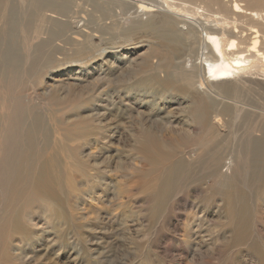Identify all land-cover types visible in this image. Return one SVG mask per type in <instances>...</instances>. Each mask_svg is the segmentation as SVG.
<instances>
[{"label":"rangeland","instance_id":"374dc122","mask_svg":"<svg viewBox=\"0 0 264 264\" xmlns=\"http://www.w3.org/2000/svg\"><path fill=\"white\" fill-rule=\"evenodd\" d=\"M13 1L16 23L8 28L6 19L0 21L1 52L8 45L13 46L2 66L4 80L0 85V217H3L0 222L6 223L20 212L27 232L24 239L16 242L21 247L19 259L11 258L9 263L264 264V259L258 258L259 254L264 256V194H257L258 176L251 182L244 181V176L253 177V169H240L235 176V184L244 190L252 210L248 220L251 245L249 240L237 245L226 226L224 205L213 197L217 179L202 180L205 175L202 163L188 165L172 198L161 203L157 196L160 166L142 161L135 152L141 124L157 129L160 134L157 117L160 106L172 112L175 125L183 120L185 128L184 110L191 106L190 100L179 92L151 106L157 99L153 93L159 86L149 81L148 72L144 88L150 92L140 96L143 103L135 106V102L128 104L118 98L117 89L128 84L122 76L124 62L132 59L131 66L145 60L151 41L141 33L131 34L129 27L136 20H146L149 14L136 16L133 7L121 11L113 16L118 22L109 25L110 34L93 37L89 49L77 51L79 46L66 48L62 47L61 39H49V31L58 32L52 22L37 19L25 24L27 14H33L31 1ZM74 1L95 16V23L102 22L101 16L107 14L103 8L93 9L88 0ZM0 8L5 13L10 11L6 1ZM104 47L106 60L115 62L112 70L117 77L111 82L109 77L103 78L105 81L101 83L105 85L97 88L94 83L102 72L97 67L106 62L102 63L95 55ZM118 66H122L121 74ZM129 75V80L138 77L134 73ZM100 90L104 91L100 97L103 102L92 99ZM111 91L116 96L114 106L109 103ZM157 105L159 109L155 108ZM245 108L248 107L244 105ZM151 110L157 114L150 113ZM155 115L157 122L150 120ZM224 118L225 130L218 137L223 138L222 147L234 150L235 154L245 149L251 134L255 138L263 135L251 116ZM32 121L39 123L36 147L30 145L27 134ZM176 128L171 135L173 142L177 133L179 139L184 135L191 140L193 155L200 151V142H216L215 137L210 138L204 131L195 137L192 130L189 135L182 134L178 125ZM180 143L185 144L186 140ZM254 165L264 167V158H256ZM36 178L42 179L41 185H33ZM52 200H60L61 205ZM239 204L236 203L237 208ZM6 230L0 233L10 235ZM254 248L257 251L253 253ZM11 253L15 254L13 250Z\"/></svg>","mask_w":264,"mask_h":264},{"label":"bare ground","instance_id":"6f19581e","mask_svg":"<svg viewBox=\"0 0 264 264\" xmlns=\"http://www.w3.org/2000/svg\"><path fill=\"white\" fill-rule=\"evenodd\" d=\"M5 1L9 4L10 11L5 13L4 9L1 11L0 8V21L2 23L6 19L9 28L16 23L15 1L0 0V7ZM29 1L32 2L34 10L31 16L27 14L25 24L30 25L37 19H40L42 23L52 22L50 24L57 26L58 32L49 31V39H61L62 47L66 48L79 46L77 51L84 50L93 44V37L99 38L106 32L110 34L112 30L108 31L109 25L114 26L118 22L113 16H117L121 11L124 13L133 7L132 12H135L136 16L143 13L149 14L146 20H136L129 27L131 34L141 33L151 41H149L150 47L146 52L145 60L131 66L132 59L124 62L125 73L122 76L128 84L117 89L118 98L121 102L128 104L135 102V106L136 103H143L140 96L144 92H150L144 88L149 76V81L159 86L153 93L157 99L151 106L159 102L161 104L169 94L181 93L182 97L190 100L191 106L184 110L187 128L184 127L183 120L176 123L182 130L180 132H183L182 134L187 132L189 135L193 132L197 137L204 131L203 133L208 134L210 138L215 137L216 142H200L198 145L200 151H196L197 153L193 155V149L189 146L191 140L183 137L184 135H181L179 139L177 133L178 138L173 142L174 138L171 135L177 128L175 129V121L171 119L172 112L160 106L161 112L157 115L160 119V134L157 129L139 125L137 131L139 141L135 152L140 154L142 161H147L153 167L160 166V172L157 174L160 189L157 196L161 203L172 198L180 182L179 179L188 165L196 161L202 163L205 169L202 180L217 179V190L213 197L221 200L220 202L224 205L225 222L230 236L232 235L237 245L247 244L248 240L250 244L252 232L248 220L252 210L244 190L235 184L237 179L235 176L240 169L241 171L253 169L255 171V173L251 172L254 174L253 177L244 176V181L251 182L256 178L255 176H258L255 179L258 180L256 191L259 196L264 194V167L254 165L256 158L259 156H262V160L264 158V0H88L93 9L99 7L105 9L107 14L110 13L109 16L103 14L104 17L101 16L103 21L97 23L94 22L95 16L89 14L86 7L81 8V3L79 5V2L76 3L74 0ZM10 49H13L12 45L5 47L4 52H1L0 48V85L4 80L1 73L2 66L6 62ZM95 56L102 63L106 62L104 66L99 64L97 67V70L102 71L98 73L94 83L95 87L99 88L105 85V82L101 83L105 81L103 78L109 77L108 82H111L117 75L114 76L115 70H112L115 62L105 58L106 47L101 48ZM154 58L155 62H153ZM121 67H117L120 74ZM147 72L149 74L146 77ZM130 73L138 77L129 80ZM102 93H104L102 90L94 93L93 96L91 95L92 99L96 98L103 102L100 98ZM110 93L113 97L109 95V103L114 106L116 96L112 91ZM172 100L173 98L168 99L169 102ZM249 104L259 105V108ZM244 105L248 108L244 109ZM155 108L159 109V105ZM155 111L151 110L150 113L157 114ZM225 115H231L234 118L251 116L256 120L257 130L262 131L263 135L255 138V135L251 134L247 141L245 140V149L238 150L236 154L234 150L224 149L221 144L223 138L218 136L225 130ZM148 117L150 119V116ZM143 118L138 119L140 123ZM150 120L157 122L158 119L155 115L154 119ZM39 132L38 121H32L27 130L32 147H36ZM183 140H186L185 144L180 143ZM222 166H225L223 171H227L226 173L221 170ZM14 170L18 171L16 168ZM41 183L42 179L36 178L33 185L38 186ZM52 201L56 205H61L60 200ZM237 202H240L239 208L236 207ZM16 213L12 220L6 223L0 222V231L5 228L10 234L0 233V264H8L11 258L19 259L21 247L16 242L21 241L25 236L27 226L20 212ZM2 218L0 217V220ZM15 237L17 239H14ZM254 249L253 253L257 251V248ZM12 250L15 254L11 253V255ZM258 258L263 261L264 256L259 254Z\"/></svg>","mask_w":264,"mask_h":264}]
</instances>
